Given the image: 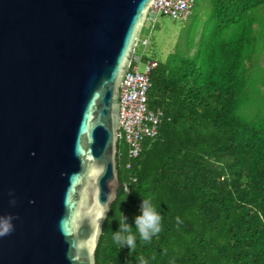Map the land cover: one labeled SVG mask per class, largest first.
Here are the masks:
<instances>
[{
	"label": "water",
	"instance_id": "95a60500",
	"mask_svg": "<svg viewBox=\"0 0 264 264\" xmlns=\"http://www.w3.org/2000/svg\"><path fill=\"white\" fill-rule=\"evenodd\" d=\"M153 1L0 0V264H95Z\"/></svg>",
	"mask_w": 264,
	"mask_h": 264
},
{
	"label": "trees",
	"instance_id": "16d2710c",
	"mask_svg": "<svg viewBox=\"0 0 264 264\" xmlns=\"http://www.w3.org/2000/svg\"><path fill=\"white\" fill-rule=\"evenodd\" d=\"M209 1L210 24L192 54H170L150 73L148 106L162 112L157 135L136 158L118 139L119 187L95 264H139V256L148 264H264V114L243 110L264 86V68L255 71L258 82L251 73V12L264 0ZM144 198L162 216L151 242L135 227ZM121 213L136 235L132 252L112 239Z\"/></svg>",
	"mask_w": 264,
	"mask_h": 264
},
{
	"label": "built area",
	"instance_id": "2783aa9c",
	"mask_svg": "<svg viewBox=\"0 0 264 264\" xmlns=\"http://www.w3.org/2000/svg\"><path fill=\"white\" fill-rule=\"evenodd\" d=\"M197 0H154L146 19L154 21L157 14L184 21L191 14ZM139 39L136 46H138ZM146 40L141 41L144 48ZM143 69L139 70V66ZM157 66L156 60H147L143 52L132 55L131 64L123 77L119 90V139L127 145L128 156L136 158L143 143L154 138L162 118L160 109L148 106L150 73Z\"/></svg>",
	"mask_w": 264,
	"mask_h": 264
},
{
	"label": "rangeland",
	"instance_id": "374dc122",
	"mask_svg": "<svg viewBox=\"0 0 264 264\" xmlns=\"http://www.w3.org/2000/svg\"><path fill=\"white\" fill-rule=\"evenodd\" d=\"M211 5L209 0H197L191 14L184 21L176 20L168 16L157 14L154 21L145 19L139 34L136 53H144L147 60L164 62L170 54L180 53L190 55L195 49V44L202 31H207ZM252 17L256 20L253 36L256 40L255 66L251 70L252 77L258 82L256 70L258 67L264 68V5L254 9ZM146 40L147 44L143 48L141 41ZM193 45L187 49L188 44ZM143 65L139 66V70ZM251 95V100L243 109L247 117H255L264 114V86H259Z\"/></svg>",
	"mask_w": 264,
	"mask_h": 264
},
{
	"label": "clouds",
	"instance_id": "9594fccd",
	"mask_svg": "<svg viewBox=\"0 0 264 264\" xmlns=\"http://www.w3.org/2000/svg\"><path fill=\"white\" fill-rule=\"evenodd\" d=\"M128 191L129 188L126 186L125 192L128 193ZM108 199L110 204V201L114 199V194L112 193ZM109 210V207L105 206L104 211L97 216L94 229L97 236L102 234L101 222L107 218L106 214ZM141 213V215L135 217L136 232L141 241L151 242L152 238L162 231V216L156 211L150 198L143 199ZM127 221L128 218L121 213V218L119 219V231L112 234V239L120 248L127 247L132 252L136 248V235L133 234V228ZM176 223L178 226L182 223L180 217L176 218ZM137 259L139 260V264H148V261L143 256H139Z\"/></svg>",
	"mask_w": 264,
	"mask_h": 264
}]
</instances>
